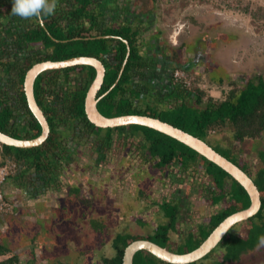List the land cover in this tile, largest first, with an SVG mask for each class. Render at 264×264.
<instances>
[{"label": "trees", "instance_id": "trees-1", "mask_svg": "<svg viewBox=\"0 0 264 264\" xmlns=\"http://www.w3.org/2000/svg\"><path fill=\"white\" fill-rule=\"evenodd\" d=\"M106 0H102L99 6L104 9ZM13 0H0V131L7 133L11 137L18 139H31L37 137L41 133V126L34 118L27 106L25 93L22 89L23 80L26 70L34 63L44 60L60 61L77 56H89L102 58L104 54L113 52L114 60L117 64L111 65L104 85L101 91L107 90L117 79L123 60L126 57L127 48L123 41H118L111 49L114 39L106 38L105 35L118 36L126 39L129 43V57L124 70L120 74L116 85L112 90L101 99L102 109L100 113L106 117L120 115H146L159 118L183 131L204 140L209 144L206 137L208 133L214 131L228 130L232 133L236 141L245 139L261 138L264 133V74L254 73L247 75L242 79L241 83L230 81L229 88L222 94L220 98L208 96L198 77L197 85L188 89L181 84L172 82L170 77L169 92H165V98L160 97L157 103L154 98L144 99L146 108L142 109L138 106V98L143 90L133 89L128 86L131 82L130 68L137 64L140 58L137 56V49L134 45L135 36L129 37L128 31L122 28L112 29L103 25L102 13L98 12L94 7L93 0H58V6L55 13L44 18L43 22L36 19H22L13 15L11 12ZM114 5L115 0L113 1ZM103 4V5H102ZM103 6V7H102ZM98 7V6H97ZM228 40L223 41L222 37L213 38L214 45H221ZM46 52L45 57L35 58L38 53L39 46ZM135 46V47H134ZM132 64V65H131ZM134 67V66H133ZM88 68L87 74L83 75L81 81L82 89L78 92L72 102V105L66 107L71 116L80 118L88 122L84 112L85 94L89 85L95 77V70L88 65H75L60 69H50L45 72L52 74L54 78L59 77L66 71H73L77 74V69ZM181 68V67H174ZM172 69V70H173ZM184 69V68H183ZM190 72V71H189ZM62 73V74H61ZM191 73V72H190ZM193 74V73H192ZM171 76V75H170ZM67 77V76H65ZM52 81L46 80L42 74L38 75L34 81V89L38 104L43 106L45 102L44 94L47 89H51L56 84V79ZM68 78V77H67ZM66 78V80H67ZM15 79V80H14ZM222 83V82H221ZM141 88V87H140ZM128 89V90H127ZM139 89V88H138ZM14 91L18 103L25 109V114H29L33 121L28 126H17L16 134L10 132L11 119L14 117V108L8 104V92ZM122 95L117 99L118 95ZM150 94V93H149ZM143 95V94H142ZM167 98V99H166ZM169 98L173 99L170 103ZM154 100V101H153ZM171 101V100H170ZM43 109L51 113L55 117L58 112L54 108ZM52 116L50 120L49 138L41 144L30 147L21 148L0 143V160L12 159L17 163L16 185L28 193H35L39 187L46 184L55 186L51 183L54 173H57L60 162L48 154L55 147V140L59 138L58 121ZM17 118V116H16ZM15 119V117L13 118ZM13 126V125H12ZM121 127V126H120ZM133 133H137L139 140H143L140 144L142 152L149 155L151 160H155L154 167L163 172H167L170 167H181L182 171H189L191 164L197 158L204 160L220 177L231 176L217 164L207 160L197 151L177 139L143 125H129ZM122 128H125L123 126ZM19 130L24 134H20ZM19 133V134H18ZM210 145V144H209ZM214 149V148H213ZM145 151V152H144ZM219 152L218 150H216ZM221 155L223 153L219 152ZM225 156V155H224ZM234 162L228 156H225ZM259 168L257 169V180L254 182L260 193V207L253 218L257 220L250 228V232L246 240L238 238L228 233L223 237L226 245V252L222 256L219 264H225L228 261H236L241 253L248 249H252L260 237L264 236V151L259 155ZM21 166V169L18 168ZM242 168V167H241ZM20 171V172H19ZM190 172V171H189ZM215 176V175H214ZM216 183L219 178L215 176ZM232 194L235 196L236 206L227 204V208L218 213L215 227L228 215L247 208L250 204L249 195L246 190L237 181L233 180ZM75 192V188L71 189ZM174 212V211H173ZM168 225H159L153 235L143 236H124L120 233L114 235L112 239V248L115 253L112 257L104 258L102 264H121L124 248L133 240L148 239L162 247H165L167 241ZM93 227L94 223H93ZM99 225H96V228ZM102 228V225L100 226ZM204 237L195 242V249L201 243ZM257 242V243H256ZM10 249L5 242L0 241V255L6 254ZM192 251V250H191ZM17 260L16 255H12L0 264H12ZM193 261L185 264H195ZM132 264H172L165 263L154 255L138 250L134 253ZM264 264V263H263Z\"/></svg>", "mask_w": 264, "mask_h": 264}, {"label": "crops", "instance_id": "crops-1", "mask_svg": "<svg viewBox=\"0 0 264 264\" xmlns=\"http://www.w3.org/2000/svg\"><path fill=\"white\" fill-rule=\"evenodd\" d=\"M93 2L98 6L94 8L102 13L101 18L105 27H111L114 30L122 28V30L128 31L129 37L135 36L137 39L134 45L136 46V53L140 60H137V64H135L134 61L132 62L134 67L132 66V68H130L131 82L128 86L132 89L138 87L139 89L137 88V90L139 91L143 90L146 84H148L149 87L151 86L148 90L144 89L147 95L146 100L151 99V97L153 98V93L156 92L161 95V98L163 96L162 99L165 98V92H169L171 89L170 75L174 67H181L190 71L198 77L201 84H208L209 82L214 85V90L210 92L211 97L218 98L219 95L221 96L224 94V85L230 83L231 73L229 72L227 61L224 62L218 56L216 58L213 57L214 53L220 54V51L217 50H219L222 45L215 46L212 37L205 36V34L192 36L191 33L184 32L183 24H181L183 21H177V27L168 29V15L166 16L165 11H161L162 3H160L159 0H115L117 5L112 7V9L105 6L104 9L101 8L99 2L101 5L102 0H93ZM168 30L170 31L168 32ZM104 37H112L114 39L111 49L121 40L126 44L128 50L120 67L117 79L109 87V90H111L116 85L127 63L130 55L129 43L126 39H121L116 35H105ZM228 38L229 37L226 39ZM194 41L200 42L198 45H195ZM190 44H193V46ZM114 54L115 53L111 51L104 54L103 58L106 60H114ZM234 82L240 83L242 80ZM138 98H140L138 106L145 109V97L139 96ZM172 101L173 99L169 98V102L171 103ZM213 133H215V131ZM213 133H208L207 135V137H210V141H208L210 146L218 150L211 141L213 137H215L216 143L228 153L218 151L232 159L234 161L233 163L240 168L242 166L239 164V160L242 159L247 169H244V167L241 169L253 180V182H256L257 169L259 168V155L264 151V135H262L261 138H257L261 144L260 147L256 149H247L244 147V140L236 141L232 133L226 129L218 131V135H216L217 132L215 134ZM246 141H250V139ZM154 162L155 160H152L150 164L152 166L150 169L154 175L152 176L153 180L151 189H149V195H142L141 193L139 197H135V200L131 199L132 201H129L131 208L129 211H126V213L133 218L139 217L146 223L144 233L146 232L148 235H153L155 229L159 225H168L170 223V227L166 234L167 241L165 248L177 254L187 253V251H180V248L190 245V242L193 246L201 237H204L201 241L202 243L220 223L219 222L212 229V225L218 213H221L223 209L227 208V204L232 206L239 204L235 203V196L231 191L234 184L233 180L235 179L232 177H220V175L213 171V169L201 158H197L194 164H191L189 168L190 172H184L181 167L177 166L170 167L167 172H161L154 168ZM18 168L21 169V166ZM17 173L10 174L4 184L6 196L14 202L15 206L12 212L0 218V233L2 236L8 237L7 239L9 240L17 236V231L21 234L25 227H30L33 228V230L29 232L28 240L31 242L33 241L32 245L36 241L35 238H37L39 242L43 241L42 239L45 238L44 242L47 243L46 237H48V233L44 232L41 225L36 226V224L39 223V220L45 221L49 218L50 220L57 221L59 217L65 213L64 221L72 225L74 233L57 234L58 236L54 238V241H56V244L60 243V245H62L61 248H64L63 250L68 248V252L75 251L78 253V250L80 251L81 249H79L80 243L77 237L82 235L81 243L83 249L85 247L83 238L85 236V228L87 229L89 222L91 223L93 221L89 200L85 197V199L73 198L75 205L69 206L70 197L74 196L75 192L72 191V196L61 197L58 193L63 190L55 187L56 185L51 187H39L38 191L35 193L25 192L16 185L15 180ZM214 175L217 179L219 178V182L216 183ZM71 188H75V186L71 185ZM136 188V190H140L139 187ZM16 197L17 199L19 198L18 201L15 200ZM125 200L126 198L123 197L119 203L113 205V214H115L114 223L117 225L118 223L116 221L119 218L117 214L118 212L124 211L121 205ZM80 201H83L84 204H81ZM139 201L141 204H139ZM125 205H127V202ZM133 205L135 206L134 208ZM118 206H120V209ZM244 209H240L236 212ZM74 211H76L75 214ZM29 212H34L35 216L29 217ZM254 215L255 214L244 217L232 224L217 243L196 261L206 259L208 262L221 261L222 256L226 252V245L223 241V237L228 233V235L246 240L252 224L257 222V220L253 218ZM73 217L75 220H73ZM28 223L30 226H28ZM44 223L46 222H43V225ZM40 229L41 231H39ZM95 229L99 232L102 230L100 226ZM114 229L115 235L118 233V228L114 225ZM97 230L93 231L95 232ZM111 240L109 246L112 247ZM69 248L73 249L70 250ZM24 251L30 253L32 256L31 258L27 257L24 260V264H34L35 251H37L36 246H29ZM257 252H259L260 258L264 254V245H261L260 242L252 249H248L241 253L238 260L225 263L232 264V262H235L234 264H237L241 260H248L249 256L253 259V255ZM111 256L101 257V261ZM95 264H97V262Z\"/></svg>", "mask_w": 264, "mask_h": 264}, {"label": "rangeland", "instance_id": "rangeland-1", "mask_svg": "<svg viewBox=\"0 0 264 264\" xmlns=\"http://www.w3.org/2000/svg\"><path fill=\"white\" fill-rule=\"evenodd\" d=\"M113 1L114 0H106L105 7H110V9H112V7L116 6ZM159 2L162 3L161 11H165L166 16L168 15V29L177 27V21H183V23H181L183 24V31L191 33L192 36L205 34V36L214 38L216 35L217 37H222L223 41H225L227 37H230L227 39L228 41L221 44L222 46L217 50L220 51V54L214 53L213 55L214 58L218 56L224 62H228L229 72L231 73L230 81H241L249 74H264V0H159ZM169 31L170 30H168V32ZM199 42L200 41H194V44L198 45ZM190 45L193 46V44ZM227 85L229 86V83ZM227 85H224V91L228 90L229 87ZM150 87L146 84L144 89L148 90ZM213 87L215 86L209 82L208 84L201 85V88H203L208 96H211L210 92L214 90ZM153 94L154 103H157L161 95H159L158 92ZM141 96L147 97L145 90L141 92L140 97ZM219 97L221 98L222 95H219ZM216 135H218V131ZM206 140L210 141V137H206ZM246 140H244L243 143L244 147L247 149H256L261 146L257 138L253 140L250 139V141ZM211 141L219 151L228 153L216 143L215 137H213ZM239 164L244 167V169H247L242 159L239 160ZM58 166L61 168L60 165ZM134 172L132 177H135L137 180L133 186L134 189L136 190V187H139V194L149 195V189H151L153 180L152 170L150 168L146 169V167H142L141 169L137 167V170H134ZM76 176H79V174L77 173ZM85 184V177H81L80 183L75 185L74 196H72V190L69 193V195L72 196L70 197L69 206L75 205L73 198H87L86 194L84 195ZM108 186L109 185L106 183H104L103 186L101 185V195H103L104 192L106 193V188ZM126 187L127 185L123 184L122 189L125 190ZM59 194L60 193H58V195ZM112 195H117V193H114V191L109 193V197H112ZM131 199L132 198H126L127 201L125 200L122 202L121 208L125 213L121 214V217L116 221L118 225L114 223V206L112 203H108L109 199L107 200L104 198L103 201H97L96 198L93 197L91 201L88 199L93 221L91 223L89 222L87 229L85 228V236L83 237L85 247L83 249L81 243L82 235L77 237L80 243L79 249H81L80 251L78 250V253L75 251L68 252V248L63 250L64 248H61L62 245H60V243L56 244V241H54V238L61 233L62 235L74 233L72 225L64 221L65 213H63L57 221L50 220L49 217V219L45 221L39 220L36 226L41 225L44 232L48 233V237H46L47 243L44 242L45 238H43L41 242L35 238L36 241L33 245L36 246L37 251H35L34 264H95L96 262L97 264H102L101 257L113 256L115 253L113 248L109 246L110 240L115 233L114 225L118 228V233L124 236H149L146 232L144 233L146 223L139 217L133 218L130 217L128 213L126 214V211H129L131 208L129 203V201H132ZM15 200L18 201L19 198L17 199L16 197ZM126 202L127 205H125ZM80 203L84 204L83 201H80ZM139 204H141L140 201ZM134 207L133 205V208ZM29 213V217L35 216L34 212ZM75 213L76 211H74V214ZM73 220H75L74 217ZM43 222L46 223L43 225ZM93 223L95 227H93ZM96 225H102V228L100 227L102 229L100 232L95 229ZM28 226H30L29 223ZM32 230L33 228L25 227L21 234L17 231V236L9 240L7 239L8 237L6 238V236H2L0 233V241L5 242L10 249L5 255L0 256V263L12 255L17 256V260L13 264H24V260L27 257H32L30 253L24 251L29 246H33V241L31 242L28 240L29 232H32ZM93 230L97 231L94 232ZM39 231H41V229ZM257 242L259 243L260 241ZM191 248H193V246L190 242V245L181 247L180 251L188 252L192 250ZM69 249L72 250L73 248ZM195 264H219V262H208L206 259L200 260Z\"/></svg>", "mask_w": 264, "mask_h": 264}, {"label": "flooded vegetation", "instance_id": "flooded-vegetation-1", "mask_svg": "<svg viewBox=\"0 0 264 264\" xmlns=\"http://www.w3.org/2000/svg\"><path fill=\"white\" fill-rule=\"evenodd\" d=\"M38 46L40 50H38V53L34 57H45L46 52L44 49H42V45ZM98 60L103 64L105 69L103 82L101 83L100 89L98 90L96 96L98 98L100 97L96 103V107L98 111L101 112V99L112 90H109L108 88L102 92L101 89L104 85V80L107 77L111 65H116L117 62L113 59L106 60L103 57L99 58ZM91 67L94 68L93 66ZM94 70L96 72L95 68ZM45 71L40 72L38 75L42 74L46 80L52 81L54 76ZM76 71V75L73 73V71L69 70L63 72V74L61 73L62 75L59 77L54 78L56 79V84L51 89L46 88L47 93L44 94L45 102L43 106L37 102L33 83L34 99L44 114L49 127L48 135L44 141L49 138V133L51 131L50 120L52 119V116L54 117V115L44 111L43 109L46 107L58 110V112L55 113L54 118L55 121H58L59 138L55 140V147L50 151L48 150L47 152L48 154L52 155L55 160L60 162L61 168L59 167L57 173H54V176H52L50 179L51 183L53 185L55 184V187L61 188V190H63L59 192L61 193L59 196L67 197L71 192V185L75 186V184L80 183L81 177H85L86 184L84 195L86 194L87 199L90 201L92 200V197L96 198L97 201H103L105 198L107 200L109 199L108 203L115 205L116 203H119L123 197L132 198V200H135V197H139V191L135 190L133 187L137 180L135 177H132V174L135 173L134 170H137V167L139 169L142 167H146V169L151 168L152 166L150 164L152 162V158L149 157L145 151V153L142 152L140 144L143 140L140 141L137 133H133L128 126L126 128H122L123 126L99 128L94 126L92 123L90 125L88 122H85L80 118L71 116L70 112L65 110L66 107H70L72 105L76 94L81 91L82 80L79 79H82L83 75L87 74L88 68H82L79 70L77 69ZM22 89L24 91L23 86ZM8 95V104L15 109V119H13L14 117L11 119L10 132L16 134V132H13V130L17 131V126L21 127V125H25L29 127L28 124L33 120L29 114H25V109L22 108L23 106L18 103L14 91L8 92ZM121 96V94L118 95L117 99H120ZM36 121L39 123L37 119ZM19 133L21 135L24 134V132L21 130H19ZM77 173L80 177L76 176ZM153 175L154 174H152V176ZM104 183L108 184L109 186L106 188V193L104 192L103 195H101V185L103 186ZM123 184L127 185L125 189L127 192L122 189ZM45 186L51 187L49 183ZM37 191L38 190L36 189L35 192ZM113 191L114 193H117V195H112V197H109V193H112ZM118 208L120 209V206H118ZM124 213V211L118 212L117 215L118 217H121V214ZM253 256V259L249 256L248 260H241L237 264L264 263V254L261 258L259 252L255 253ZM234 263L232 262V264Z\"/></svg>", "mask_w": 264, "mask_h": 264}, {"label": "water", "instance_id": "water-1", "mask_svg": "<svg viewBox=\"0 0 264 264\" xmlns=\"http://www.w3.org/2000/svg\"><path fill=\"white\" fill-rule=\"evenodd\" d=\"M75 65H90L96 69V75L86 92L84 100V112L86 118L94 126L99 128H112L137 124L163 132L191 147L207 160L224 169L233 179L243 186L251 201L248 208L224 218V220L212 230L209 236L197 248L190 252L177 254L148 239H138L131 241L124 248L121 264H132L133 255L138 250L150 253L165 263L185 264L196 261L217 243V241L225 234L232 224L244 217L251 216L258 211L261 204L260 194L253 180L240 167L227 159L225 156L221 155L204 140H201L183 131L182 129L173 126L172 124L155 117L130 114L112 117L102 115L96 107V103L100 97L98 98L96 96L98 90L100 89V85L103 82L105 69L103 64L95 57L77 56L60 61L44 60L33 64L25 73L23 88L28 108L41 125V133L37 137L31 139H18L0 131L1 144L21 148H30L41 144L45 140L49 132V127L44 114L34 99L33 83L36 76L42 71L60 69Z\"/></svg>", "mask_w": 264, "mask_h": 264}, {"label": "built area", "instance_id": "built-area-1", "mask_svg": "<svg viewBox=\"0 0 264 264\" xmlns=\"http://www.w3.org/2000/svg\"><path fill=\"white\" fill-rule=\"evenodd\" d=\"M172 82L181 84L188 89L197 85L198 81L194 74L183 68H175L171 71ZM17 169V163L12 159H5L0 163V218L5 214L12 212L15 204L6 196L4 190V184L10 174L15 173Z\"/></svg>", "mask_w": 264, "mask_h": 264}, {"label": "clouds", "instance_id": "clouds-1", "mask_svg": "<svg viewBox=\"0 0 264 264\" xmlns=\"http://www.w3.org/2000/svg\"><path fill=\"white\" fill-rule=\"evenodd\" d=\"M58 0H13L11 12L22 19H36L43 22L44 18L55 13ZM264 245V237H260Z\"/></svg>", "mask_w": 264, "mask_h": 264}]
</instances>
